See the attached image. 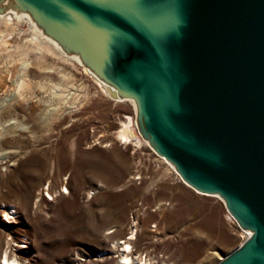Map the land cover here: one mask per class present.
Wrapping results in <instances>:
<instances>
[{
    "label": "rangeland",
    "instance_id": "374dc122",
    "mask_svg": "<svg viewBox=\"0 0 264 264\" xmlns=\"http://www.w3.org/2000/svg\"><path fill=\"white\" fill-rule=\"evenodd\" d=\"M19 20L0 37V106L11 108L0 117V264L6 251L22 264H118L132 230L145 264H216L240 245L218 195L191 188L143 140L119 136L141 137L131 101L114 100L77 60L13 50L31 37Z\"/></svg>",
    "mask_w": 264,
    "mask_h": 264
},
{
    "label": "water",
    "instance_id": "95a60500",
    "mask_svg": "<svg viewBox=\"0 0 264 264\" xmlns=\"http://www.w3.org/2000/svg\"><path fill=\"white\" fill-rule=\"evenodd\" d=\"M135 103L139 135L251 234L264 264V0H0Z\"/></svg>",
    "mask_w": 264,
    "mask_h": 264
},
{
    "label": "bare ground",
    "instance_id": "6f19581e",
    "mask_svg": "<svg viewBox=\"0 0 264 264\" xmlns=\"http://www.w3.org/2000/svg\"><path fill=\"white\" fill-rule=\"evenodd\" d=\"M14 19H20V20L25 21L26 24L28 23L29 29H30V32H31V37H28L29 39H26V41H25V43L23 45L15 44L13 50L17 51L18 48L25 46V47H27L25 49H30L31 51L28 50L26 52H23V55L30 54V52L34 51L36 53V54H33V55H35V57H39L42 54L43 50H47V52L51 51L53 54H56L57 56L59 55V56L65 58V60H69V59L77 60L80 63V65L83 66V64L81 63V61H80V59H79V57L77 55H75V54H65V52L61 49V47L54 40H52L51 38H49L48 36L43 34L42 31L35 25V23L32 21V19L30 18V16L27 13H23V12L17 13L15 10H8L5 14H0V37L4 36L3 33H5V32L7 33L8 31L10 32V30L11 31L14 30V27L11 25V23H12L11 21H13ZM15 34H17V33H15ZM23 35H24V31H23ZM16 41H14V42H16ZM23 51H25V50H23ZM60 52L63 55H61ZM83 67L85 68L86 72L91 73L95 77V75L91 71H89L88 68H86L85 66H83ZM95 79L99 83H101L102 87L105 88L106 93L109 94L110 87L107 84H105L102 81H100L99 79H97L96 77H95ZM20 88H24V84L23 83L18 85V87L16 89L17 93L19 91L18 89H20ZM21 90H24V89H21ZM20 94H21V92H20ZM23 94H24L23 97H25V92ZM20 96L21 95H19V97ZM114 100H119V101L128 100V101H131L132 105H134V110H135V103H134V101L132 99L114 98ZM10 113H11V108L10 107H1L0 106V117H4V116H6V115H8ZM126 119H127V124H129L130 123V118L126 117ZM118 134H119V136L121 138H123L125 140L126 139H129V140L132 139L133 141H135L137 143H140V142L144 141L146 144H148L147 141L143 140L141 137H140L141 139L139 137H137L136 134L132 130L130 132L129 131H126V132L122 131V132H120ZM122 141H124V140H122ZM159 157L164 163H166L168 166H170L174 170V172H176L175 169L173 168V166L168 161H166L161 156H159ZM9 209H10V211H9ZM13 211L14 210H13V206L12 205H10V204L5 205V208L3 209V215L6 216V218H4V219L7 220L9 218H13V216L10 215L11 213H13ZM242 233L244 234V236H247V235L249 236L251 234V232H249V231L245 232V230H242ZM135 234H136L135 230H132V231H130V236H128L125 240H119L120 242L118 241V244L121 245V249H119V253L117 254V258H118L117 263L118 264H145L147 262L146 255H144V254H136V253H132L131 252L132 246L130 245L128 240L134 239L135 238ZM19 247L22 248V247H25V246L23 244L19 243ZM9 252L10 251H6V253L3 256L4 260H6L8 264H22V262L17 257H11V254Z\"/></svg>",
    "mask_w": 264,
    "mask_h": 264
},
{
    "label": "built area",
    "instance_id": "2783aa9c",
    "mask_svg": "<svg viewBox=\"0 0 264 264\" xmlns=\"http://www.w3.org/2000/svg\"><path fill=\"white\" fill-rule=\"evenodd\" d=\"M121 142H122L123 144L126 143V141H121ZM245 232H248V231H245ZM247 237H248V235H247V236H243V241H244ZM243 241H242V242H243ZM242 242H241V243H242ZM147 259H148V258H147ZM147 261H148V260H147Z\"/></svg>",
    "mask_w": 264,
    "mask_h": 264
}]
</instances>
